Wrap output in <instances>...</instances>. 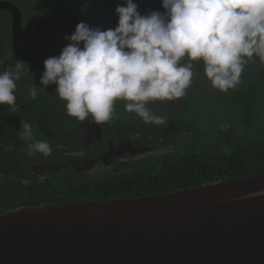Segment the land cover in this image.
Masks as SVG:
<instances>
[{"label": "trees", "instance_id": "obj_1", "mask_svg": "<svg viewBox=\"0 0 264 264\" xmlns=\"http://www.w3.org/2000/svg\"><path fill=\"white\" fill-rule=\"evenodd\" d=\"M1 1V0H0ZM20 9L23 17L20 46L27 54L34 52V28L42 19L61 13L73 14L81 22L101 30L114 29L119 17L115 9L123 0H9ZM141 14L163 9L161 0H134ZM73 33L71 23L58 22L44 29L46 54L40 63H26L19 59L12 47L11 13L0 10V69L24 66V75L17 81L15 106H0V120L13 124L18 132L21 120L34 126L36 137L50 144H70L74 136L66 134L72 121L64 102L55 94V85L45 90L40 83L44 61L59 56L69 43L64 37ZM193 69L196 75L204 73L202 63ZM203 81L202 79H196ZM37 86V97L51 95L47 108L30 107L29 89ZM207 99L200 92L186 97L189 104L182 113L181 137L169 150L121 163L117 170L77 173L66 171L47 180L30 178L27 183L10 177V156L0 149V214L9 210L40 206L45 203L64 204L67 201L85 202L90 199L109 201L116 197H142L168 194L181 189L201 187L214 182L237 180L264 173V62L254 58L245 67L235 89L220 92L206 85ZM200 97V99H199ZM39 101L37 104L45 105ZM153 112L166 119L164 110ZM118 118L112 121L124 131L138 132L146 124L135 114L124 110L117 102ZM54 118L67 121L64 127L50 122ZM42 121V124L39 121ZM11 126V125H9ZM2 126H0L1 128ZM166 128V124L161 126Z\"/></svg>", "mask_w": 264, "mask_h": 264}, {"label": "clouds", "instance_id": "obj_2", "mask_svg": "<svg viewBox=\"0 0 264 264\" xmlns=\"http://www.w3.org/2000/svg\"><path fill=\"white\" fill-rule=\"evenodd\" d=\"M161 2L163 13L144 15L134 0H123L115 9L119 20L114 29L80 22L64 37L69 43L60 55L45 59L42 88L56 86L68 116L109 124L118 118L117 102H123L126 112L160 125L164 118L148 105L184 97L197 64L202 63L213 89L227 92L240 83L251 60L264 62V0ZM22 75L19 60L0 69V106H15ZM37 89H29L31 99ZM21 125L18 137L26 145L25 155H50V143L36 138L34 126L23 120Z\"/></svg>", "mask_w": 264, "mask_h": 264}, {"label": "water", "instance_id": "obj_3", "mask_svg": "<svg viewBox=\"0 0 264 264\" xmlns=\"http://www.w3.org/2000/svg\"><path fill=\"white\" fill-rule=\"evenodd\" d=\"M0 10L11 13L13 51L26 63L44 60L46 27L68 21L74 32L81 22L68 13L42 19L27 54L20 9L1 0ZM0 264H264V173L168 194L9 210L0 214Z\"/></svg>", "mask_w": 264, "mask_h": 264}, {"label": "flooded vegetation", "instance_id": "obj_4", "mask_svg": "<svg viewBox=\"0 0 264 264\" xmlns=\"http://www.w3.org/2000/svg\"><path fill=\"white\" fill-rule=\"evenodd\" d=\"M157 11L163 13L165 10L158 9ZM207 84L204 73L198 76L194 73L192 85L186 90L185 96L187 98L190 94L193 96L197 91L206 100ZM50 96L45 94L42 99H31L30 107L44 106L47 108L45 101ZM185 96L178 101L153 102L148 105L153 112L167 110L165 116L167 113L168 116L164 120L166 124L164 129L161 127L163 124H145L142 129L133 133L121 130L114 121L105 125H96L90 117L85 121H72L71 127L65 130V133L74 136V142L50 144L52 152L48 156L38 154L34 157H27L23 151L26 145L19 139L16 127L13 124L5 125L4 120H0V126H2L0 128V149L10 156L12 163L8 173L11 174L10 177L15 176L18 180L27 183L30 178L47 180L54 174H62L66 171L85 174L111 168L117 170L123 162L169 150L176 143V139L182 135L180 129L182 113L189 106ZM39 101L45 102V105L37 104ZM39 122L37 124H42L41 120ZM50 122L56 127H64L67 124V121L59 118H54ZM36 138L41 139L42 135ZM136 147H148L151 151L141 155L134 150ZM4 179L5 176L0 174V183Z\"/></svg>", "mask_w": 264, "mask_h": 264}]
</instances>
